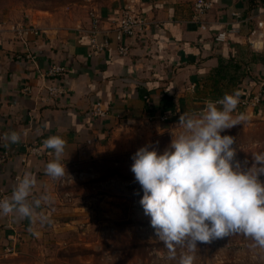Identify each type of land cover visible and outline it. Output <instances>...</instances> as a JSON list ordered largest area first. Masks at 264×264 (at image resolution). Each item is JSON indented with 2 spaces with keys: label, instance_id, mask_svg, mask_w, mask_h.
<instances>
[{
  "label": "crops",
  "instance_id": "crops-1",
  "mask_svg": "<svg viewBox=\"0 0 264 264\" xmlns=\"http://www.w3.org/2000/svg\"><path fill=\"white\" fill-rule=\"evenodd\" d=\"M194 1L112 0L102 11L95 10L100 17V40L110 31V45L99 55L93 54L82 31L90 27V13L68 23L57 17L0 18V137L11 131L22 134L19 143L8 147L0 140V157L9 151L0 163V191L10 196L18 178L30 172L37 179L35 194L47 192L53 197L50 205L37 210V215L42 212L49 217L50 224L0 216V264L73 260L75 255L63 248L47 251L50 245L62 246L63 232L74 229L89 213L75 198L74 203L64 202L60 181L75 178L77 185L78 173L86 175L91 163L117 151V135L127 126L164 115L174 118L162 124L176 122L185 112H201L205 101L233 92L240 94V101H253L256 95L262 101L240 103L235 114L264 116V37L258 36L264 33V0H213L214 7L204 16L206 29L192 19ZM128 6L161 27L143 37L127 38L130 52L123 56L111 27ZM14 22L35 25L41 32L23 42L9 30ZM222 30L229 31L228 38L217 41ZM28 52L35 54V60L25 56ZM54 63L68 69L62 78L68 93L56 98L48 95L44 76ZM98 101L108 109L105 117L89 114ZM52 135L67 141L62 162L68 175L59 180L44 171L53 159L44 140ZM34 145L43 149L42 156L29 154ZM29 227L39 235L29 232Z\"/></svg>",
  "mask_w": 264,
  "mask_h": 264
},
{
  "label": "clouds",
  "instance_id": "clouds-1",
  "mask_svg": "<svg viewBox=\"0 0 264 264\" xmlns=\"http://www.w3.org/2000/svg\"><path fill=\"white\" fill-rule=\"evenodd\" d=\"M240 94L225 93L219 100L205 101L199 113L179 116L181 131L172 136L162 154L151 144L140 147L131 157V172L142 190L139 201L156 238L175 258L176 247L187 249L179 264H193L198 243L241 234L253 248L264 250V152L253 153L251 162L236 160L235 137L222 135L246 121L235 114ZM21 133H5V147L19 143ZM67 141L49 136L44 147L53 159L45 175L59 180L68 175L62 162ZM36 177L26 172L18 178L10 196L0 199V216L50 224L49 217L37 210L52 203L50 193L36 195ZM138 194V193H137ZM29 232L39 235L32 227Z\"/></svg>",
  "mask_w": 264,
  "mask_h": 264
},
{
  "label": "rangeland",
  "instance_id": "rangeland-1",
  "mask_svg": "<svg viewBox=\"0 0 264 264\" xmlns=\"http://www.w3.org/2000/svg\"><path fill=\"white\" fill-rule=\"evenodd\" d=\"M111 1L0 0V18L6 16L16 21L26 15L35 19L57 17L68 23L92 10L102 11ZM246 117V121L222 133L235 137V159L241 162H251L253 153L264 152V116L250 113ZM170 120L160 117L127 126L117 135L116 152L91 163L86 175L78 173L77 185L73 184L75 178L61 184L65 188L64 202L74 203L71 200L75 198V202L85 206L89 213L74 229L63 232L62 246L50 245L48 252L63 248L65 253H73V260L65 264H179L187 249L177 246L175 258H170L164 244L155 236L150 217L144 214L139 203L143 193L131 172V157L140 147L151 144L159 154L169 147L172 136L181 131L178 121L162 124ZM156 121L162 125L155 124ZM30 250L37 249L32 245ZM191 254L195 257L193 264H264V250L253 248L252 241L241 234L208 244L198 243ZM49 263L59 264L55 260Z\"/></svg>",
  "mask_w": 264,
  "mask_h": 264
},
{
  "label": "built area",
  "instance_id": "built-area-1",
  "mask_svg": "<svg viewBox=\"0 0 264 264\" xmlns=\"http://www.w3.org/2000/svg\"><path fill=\"white\" fill-rule=\"evenodd\" d=\"M214 7L213 0H195L193 6V21L198 23L202 28L206 29L207 24L204 21L205 14ZM91 24L90 27L82 30L90 40L92 46L93 54H101L105 48L110 45L108 36L110 31H106L104 39L100 40V35L102 30L100 28V17L95 10L90 11ZM161 27V23H158L150 19L146 14L137 11L134 7L128 6L123 9L120 16L113 21L111 31L114 32V37L118 41L119 53L123 56L128 55L130 52V47L127 43V38H137L143 37L153 30V28ZM9 30L13 33L14 38H18L23 42H27V37L31 34L38 35L40 34V29L35 25L19 22L11 23L9 25ZM233 31V29H232ZM256 31H254L255 33ZM229 35V31L222 30L218 32L216 36L217 41H226ZM259 37H264L263 32L258 33ZM27 58L35 60V54L33 52H28L25 55ZM68 69L65 65L60 63H54L49 66V68L44 71L45 79L47 80L46 91L50 97L56 98L68 93L65 85L62 83V78L66 76ZM260 95H256L253 101L243 100L240 101L243 105H248L250 102L258 104L260 102ZM89 114L92 117H105L108 115V109L104 107L102 101L95 102L94 105L90 107ZM121 117V115H118ZM163 120L168 119L167 115L161 117ZM29 154L40 155L44 154L43 149L38 145L29 147ZM9 151H4L2 157H0V163L3 162ZM65 179H61V184L65 183ZM8 196L5 191H0V199Z\"/></svg>",
  "mask_w": 264,
  "mask_h": 264
},
{
  "label": "trees",
  "instance_id": "trees-1",
  "mask_svg": "<svg viewBox=\"0 0 264 264\" xmlns=\"http://www.w3.org/2000/svg\"><path fill=\"white\" fill-rule=\"evenodd\" d=\"M169 118H170V117H169ZM172 118H174V117H172ZM172 118H171V119H172Z\"/></svg>",
  "mask_w": 264,
  "mask_h": 264
}]
</instances>
